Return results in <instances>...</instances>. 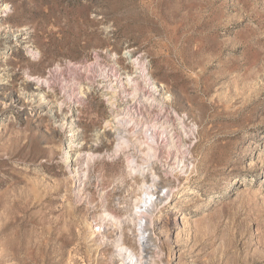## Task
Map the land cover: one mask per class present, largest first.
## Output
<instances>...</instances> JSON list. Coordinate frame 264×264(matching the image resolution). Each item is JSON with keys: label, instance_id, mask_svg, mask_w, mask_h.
Instances as JSON below:
<instances>
[{"label": "rangeland", "instance_id": "rangeland-1", "mask_svg": "<svg viewBox=\"0 0 264 264\" xmlns=\"http://www.w3.org/2000/svg\"><path fill=\"white\" fill-rule=\"evenodd\" d=\"M129 261L264 264V0L0 1V264Z\"/></svg>", "mask_w": 264, "mask_h": 264}, {"label": "bare ground", "instance_id": "bare-ground-1", "mask_svg": "<svg viewBox=\"0 0 264 264\" xmlns=\"http://www.w3.org/2000/svg\"><path fill=\"white\" fill-rule=\"evenodd\" d=\"M0 1H1V0H0ZM15 32H16V31H15ZM16 33H18V32H16ZM1 34H2V33H1ZM4 34H5V33H4ZM7 34H9V33H7ZM5 35H6V34H5ZM16 35H17V34H16ZM12 36H13V35H12ZM16 39H17V38H16ZM108 76H109V75H108ZM116 81H117V80H116ZM114 85H115V84H114ZM107 86H108V85H107ZM115 86H116V85H115ZM109 87H110V86H109ZM111 87H112V86H111ZM114 88H115V87H114ZM135 90H136V89H135ZM111 91H112V89H111ZM115 91H116V88H115ZM135 92H136V91H135ZM115 93H117V91H116ZM133 93H134V92H133ZM133 93H132V96H133ZM112 94H113V91H112ZM113 95H114V94H113ZM113 95H112V96H113ZM132 96H131V97H132ZM129 99H131V98H129ZM129 99H128V100H129ZM132 99H133V98H132ZM132 99H131V100H132ZM137 102H138V100H137ZM135 104H136V103H135ZM132 107H133V106H132ZM135 108H136V107H135ZM131 109H132V108H131ZM136 109H137V108H136ZM137 110H138V109H137ZM134 111H135V110H134ZM128 113H129V112H128ZM135 113H136V112H135ZM124 114H125V113H124ZM120 118H121V117H120ZM120 118H119V120H121ZM123 118H124V117H123ZM127 118H128V117H127ZM132 118H133V117H132ZM117 120H118V118H117ZM125 120H126V122H128L129 119H128V120L125 119ZM123 121H124V120H123ZM131 121H132V119L130 118V121H129V122H131ZM133 121H134V120H133ZM121 122H122V121H121ZM126 122H125V123H126ZM118 123H119V122H118ZM118 123H117V124H118ZM122 123H123V122H122ZM131 123H132V122H131ZM119 124H120V123H119ZM119 124H118V125H119ZM123 124H124V123H123ZM128 124H129V123H128ZM132 124H133V123H132ZM134 124H135V123H134ZM134 124H133V125H134ZM161 124H162V123H161ZM163 124H164V122H163ZM159 125H160V124H159ZM116 126H117V125H116ZM121 126H122V125H121ZM123 126H124V125H123ZM123 126H122V128H123ZM129 126H130V125H129ZM135 126H136V125H135ZM154 126L158 127L157 125H154ZM117 127H118V126H117ZM131 127H133V126L131 125ZM156 127L151 126V128H153V129H154V128L156 129ZM115 128H116V127H115ZM128 128H129V127H128ZM148 128H149V127H148ZM148 128H147V130H148ZM158 128L160 129L161 127H158ZM158 128H157V129H158ZM164 128H165V127H164ZM149 129H150V128H149ZM153 129H152V131H153ZM155 129H154V131H155ZM157 129H156V130H157ZM162 129H163V128H162ZM162 129H161V130H162ZM145 130H146V128H145ZM163 130H164V129H163ZM165 130L167 131V129H165ZM127 131L130 132L129 129H127V128H123V130L116 129L115 137L118 138V142H117V144H116V148H117V149H124V147H126L127 145L130 144L131 141L128 139V132H127ZM131 131H132V129H131ZM166 131H165V132H166ZM133 132H134V131H133ZM159 132H160V131H159ZM159 132H158V133H159ZM165 132H164V133H165ZM168 132H169V131H168ZM147 133H148V132H147ZM147 133H146V134H147ZM151 133H152V132H151ZM156 133H157V132H156ZM156 133L153 132L152 135H151L150 137H148V139L146 138V139H144L145 141L143 140V141H144V144H146V146H147L146 148H148V150L150 151L149 155H146V154L144 153L146 156H151V155H152V157H153L154 155L156 156V154H155L154 151H153V148H154L155 146L157 147L156 144H158V143H156V139L158 138ZM162 133H163V132H162ZM168 134H169V133H168ZM168 134H167V135H168ZM167 135H166V136H167ZM146 137H147V136H146ZM156 137H157V138H156ZM163 138H164V137H163ZM165 138H167V137H165ZM168 138H169V137H168ZM170 138H171V137H170ZM159 139H160V138H159ZM173 139H174V138H173ZM163 140H164V139H163ZM166 140H167V139H166ZM168 141H169V140H168ZM171 141H172L171 143H173V140H172V139H171ZM69 144H70V143H69ZM131 144H134V143L131 142ZM141 144H142V143H141ZM161 144H162V143H161ZM161 144H160V145H161ZM174 144H175V143H174ZM174 144H173V146H174ZM134 145H135V144H134ZM134 145H133V146H134ZM137 145H138V143H137ZM137 145H136V147H138ZM130 146H131V145H130ZM140 146H141V145H140ZM162 147H163V146H162ZM126 148H127V147H126ZM156 150H157V149H156ZM116 151H117V150H116ZM136 151H137V150H136ZM120 152H121V150H120ZM137 152L141 153L140 151H137ZM152 152H153V153H152ZM155 152H156V151H155ZM116 153H117V152H116ZM66 154H67V155H66L67 158L70 157L68 151H67ZM114 154H115V153H114ZM136 154H138V153H136ZM136 154H135V155H136ZM141 154H142V153H141ZM130 155H131V154H130ZM130 155H127V156H126V164H127L128 168H129L130 170L132 169V171L135 169L137 172H139V173L141 174V177H144V176H145V168L143 167V165H138L139 163H138L137 166H136V164L134 163V160H132V159L130 158ZM142 156H144V155H142ZM146 156H145V157H146ZM132 158H133V157H132ZM153 158H154V157H153ZM68 159H69V158H68ZM134 159H135V158H134ZM136 159H137V156H136ZM141 159L144 160L145 158H144V157H143V158L141 157ZM147 159L149 160L150 158H147ZM155 159H156V158H155ZM141 161H142V160H140V163H141ZM146 161H147V160H146ZM146 161H145V162H146ZM154 161H156V160H154ZM143 162H144V161H143ZM142 164H143V163H142ZM132 166H134V167H132ZM147 170H148V169H147ZM151 171H152V170H151ZM150 174H151V172H150ZM137 176H139V175H137ZM146 176H147V175H146ZM151 176H152V175H151ZM153 176H154V175H153ZM153 176H152V177H153ZM140 179H141V178H140ZM154 179H155V178H154ZM156 179H157V178H156ZM141 180H143V179H141ZM152 180H153V178H152ZM154 181H155V180H154ZM141 182L144 183V181H141ZM152 183H153V182H152ZM152 183H150V184H152ZM141 185H142V184H141ZM144 185H145V184H144ZM154 185H156V184H154ZM146 187H147V186H146ZM148 187H149V186H148ZM150 188H151V187H150ZM155 188H156V186H155ZM152 189H154V188L152 187ZM190 189H191V188H190ZM190 189H189L187 192H189ZM166 191H167V190H166ZM166 191H165V192L163 191V193H166ZM157 192H158V191H157ZM159 192L162 193L161 191H159ZM167 192H168V191H167ZM145 193H147V192H145ZM149 193H150V191H149ZM151 193H152V192H151ZM153 193H155V192L153 191ZM146 195H147V194H146ZM146 195H145V196H146ZM151 195H153V194H151ZM160 195H162V194H160ZM156 197H160V196L157 195ZM145 199H147V198H145ZM152 199H153V197H152ZM157 199H158V198H157ZM159 199L162 200L161 197H160ZM154 200H155V199H154ZM144 201H145V200H144ZM147 201H148L149 203H148V204L146 203V204L149 205V204L151 203V198L149 197ZM145 202H146V201H145ZM155 202H156V200H155ZM155 202H154V203H155ZM142 205H143V202H142ZM151 205H154V204H151ZM144 207H145V206H144ZM144 207H143V209H144ZM147 207H149V206H146V208H147ZM146 208H145V209H146ZM150 208H152V206H151ZM150 208H149V209H150ZM149 209H146V211L148 210L147 213H149V212L151 211V210L149 211ZM139 212H140V211H139ZM144 212H145V210H144ZM140 216H142L141 213H140ZM144 219H145V218H143V220H144ZM146 219H148V218H146ZM141 220H142V219H141ZM145 221H147V220H145ZM145 221H144V222H145ZM140 223H141V222H140ZM140 223H139V224H140ZM142 225H143V224H141V227H142ZM146 225H147V224H146ZM143 226L145 227V225H143ZM147 226H148V225H147ZM144 227H142V228H144ZM145 228H146V227H145ZM145 232H148V231L145 230ZM146 234H147V233H146ZM149 234H150V233H149ZM144 238H145V237H144ZM147 239H148V238H147ZM126 249H127V248H126ZM119 250H120V249H119ZM129 254H130V252H129ZM127 255H128V254H127ZM119 256H120V255H119ZM128 257H129V256H128ZM133 258H134V257H133ZM132 262H133V261H132ZM134 262H135V261H134ZM134 262H133V263H134ZM136 262H137V261H136ZM130 263H131V261H129V264H130ZM138 263H139V262H138Z\"/></svg>", "mask_w": 264, "mask_h": 264}]
</instances>
